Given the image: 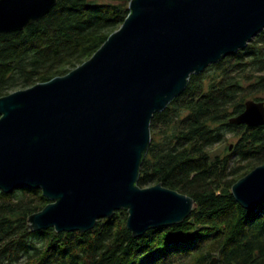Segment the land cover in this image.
Masks as SVG:
<instances>
[{"label": "water", "instance_id": "95a60500", "mask_svg": "<svg viewBox=\"0 0 264 264\" xmlns=\"http://www.w3.org/2000/svg\"><path fill=\"white\" fill-rule=\"evenodd\" d=\"M57 2L0 0V35L24 31ZM263 30L264 0H132L123 25L89 60L0 98V190L40 189L51 201L27 229L85 233L124 210L140 238L188 219L191 197L138 186L152 119L192 75L246 49ZM229 123L264 126V102L248 100ZM232 194L244 209L262 204L264 165Z\"/></svg>", "mask_w": 264, "mask_h": 264}, {"label": "trees", "instance_id": "16d2710c", "mask_svg": "<svg viewBox=\"0 0 264 264\" xmlns=\"http://www.w3.org/2000/svg\"><path fill=\"white\" fill-rule=\"evenodd\" d=\"M132 0H58L24 31L0 35V98L65 76L119 29ZM264 30L246 49L192 75L185 91L151 122L138 186L157 184L191 197L181 224L134 238L120 210L88 232H32L31 215L51 201L40 189L0 190V264H264V202L247 210L233 186L264 165V126L231 125L249 99L263 101ZM231 133V153L210 149Z\"/></svg>", "mask_w": 264, "mask_h": 264}, {"label": "rangeland", "instance_id": "374dc122", "mask_svg": "<svg viewBox=\"0 0 264 264\" xmlns=\"http://www.w3.org/2000/svg\"><path fill=\"white\" fill-rule=\"evenodd\" d=\"M19 90H24V89L21 86H17L16 88L10 91V94L16 91H19ZM258 97L264 99V94L259 95ZM249 100H253V99H249ZM262 102H264V100ZM237 142H238V137L234 134L229 133L226 137V140L223 143L215 145L209 150L210 154L212 157L226 156L229 153H231V150L233 149L234 145H236ZM231 146H232V149H230ZM214 257L217 258V256H214Z\"/></svg>", "mask_w": 264, "mask_h": 264}]
</instances>
